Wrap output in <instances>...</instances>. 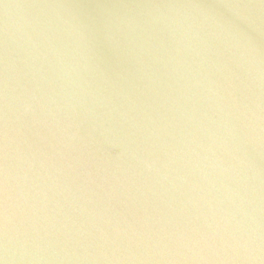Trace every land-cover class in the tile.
Segmentation results:
<instances>
[{"label": "water", "instance_id": "1", "mask_svg": "<svg viewBox=\"0 0 264 264\" xmlns=\"http://www.w3.org/2000/svg\"><path fill=\"white\" fill-rule=\"evenodd\" d=\"M0 264H264V0H0Z\"/></svg>", "mask_w": 264, "mask_h": 264}]
</instances>
